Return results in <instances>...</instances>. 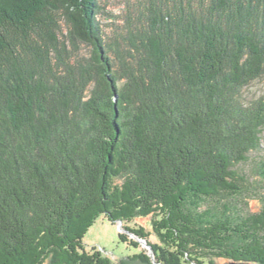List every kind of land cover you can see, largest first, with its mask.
Segmentation results:
<instances>
[{"label": "trees", "instance_id": "1", "mask_svg": "<svg viewBox=\"0 0 264 264\" xmlns=\"http://www.w3.org/2000/svg\"><path fill=\"white\" fill-rule=\"evenodd\" d=\"M102 1L0 0V264H264V0Z\"/></svg>", "mask_w": 264, "mask_h": 264}, {"label": "rangeland", "instance_id": "2", "mask_svg": "<svg viewBox=\"0 0 264 264\" xmlns=\"http://www.w3.org/2000/svg\"><path fill=\"white\" fill-rule=\"evenodd\" d=\"M105 8L107 11L118 14L122 9L123 0H103ZM107 14L102 15L103 28L105 32L109 33L110 27L108 26ZM264 90V84L261 81H256L248 91L250 96H257ZM252 156H256L257 159H264V133L262 148L260 151L253 153ZM255 158V157H254ZM254 164L246 166L250 169ZM250 167V168H249ZM259 175L255 174V177ZM264 193V190H262ZM260 202L258 199H252L249 201V208L252 211L259 209ZM150 219L151 217H138L130 225L132 227H137L139 225L150 229ZM122 222L112 223L110 222L105 215H101L96 223L90 228L88 233L83 239L84 248L91 252L92 248L95 247L100 250L103 255L109 257L112 260V264H163V261L157 260V248H160V242L155 235L150 236V241L152 244H149L147 240L130 233L125 230L122 226ZM120 233H126L128 235L129 241L123 242L119 238ZM131 241H136L139 246L134 247L130 245ZM157 247V248H156ZM161 249V248H160ZM144 253L149 258L148 259H139L135 258V255ZM216 264H229L224 259H218Z\"/></svg>", "mask_w": 264, "mask_h": 264}]
</instances>
